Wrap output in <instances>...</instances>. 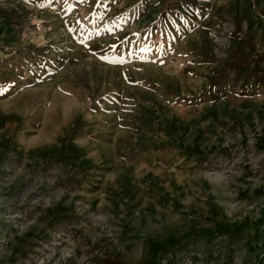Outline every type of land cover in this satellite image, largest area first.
<instances>
[{
	"label": "rangeland",
	"instance_id": "rangeland-1",
	"mask_svg": "<svg viewBox=\"0 0 264 264\" xmlns=\"http://www.w3.org/2000/svg\"><path fill=\"white\" fill-rule=\"evenodd\" d=\"M264 264V0H0V264Z\"/></svg>",
	"mask_w": 264,
	"mask_h": 264
},
{
	"label": "trees",
	"instance_id": "trees-1",
	"mask_svg": "<svg viewBox=\"0 0 264 264\" xmlns=\"http://www.w3.org/2000/svg\"><path fill=\"white\" fill-rule=\"evenodd\" d=\"M170 239L165 238L162 240H152L148 239L145 242V256L142 264H154V259L156 254L163 250L167 245H169Z\"/></svg>",
	"mask_w": 264,
	"mask_h": 264
}]
</instances>
